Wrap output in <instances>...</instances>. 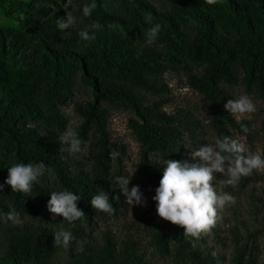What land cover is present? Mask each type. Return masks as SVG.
<instances>
[{
    "label": "trees",
    "instance_id": "trees-1",
    "mask_svg": "<svg viewBox=\"0 0 264 264\" xmlns=\"http://www.w3.org/2000/svg\"><path fill=\"white\" fill-rule=\"evenodd\" d=\"M29 1L52 7L61 0ZM180 1L189 9L197 23L193 43L187 48V52L190 59L205 64L200 76L189 73L188 66L179 60V55L185 48L183 35L168 17L156 15L151 7H146V12L156 16V19L165 25L158 33V40L165 52L144 48L138 55H134L120 38L106 34L100 41L89 45L83 53H77L66 47L54 49L28 27H24L19 33H13L10 45L20 38L22 44L40 52L41 61L37 75L43 80L44 95L47 99L63 104L69 98L70 81L66 61L80 68L82 76L90 83L92 101L76 104L74 107L75 113L81 118L76 131L83 141L90 140L94 148L89 170L76 167L70 172L67 169L68 160L60 157L56 144L39 135L34 126L20 127V124L44 120V117L36 105L21 99L23 94L35 88V82L28 71L12 70L4 47L5 36L10 31L0 30V138H4L6 144L13 147L14 155L20 163L43 162L54 169L61 186L82 197L77 207L83 209L84 227L79 225V220L69 223L62 221V217L55 219L71 226L68 230L73 234V242H81L79 248L69 251L67 264H151L134 240L117 241L110 231L103 233L99 240L92 235L96 229L97 214L91 206V199L100 190L109 192L110 203H113L115 208L111 215L116 216L120 212L119 209L125 208V197L122 194L118 202L111 199L119 194L113 180L116 176H121L118 171L112 174V164L121 166L125 146L110 138L106 129L105 111L97 104L100 99L121 102L137 118L129 119L127 127L140 146L137 167L151 182L152 188L149 203L143 209L139 221L149 233V243L156 253L168 257L172 264L224 263L223 254L216 253V256H213L212 250L201 246L202 237L186 238L183 228L161 220L156 215V205L152 201L155 188L158 187L163 174V160L188 159L184 153L185 142L194 141L202 135V123L185 108H175L173 112L166 113L160 109L162 101L143 105L129 87L109 85L100 88L97 79L88 72L89 67H98L112 73L119 81L127 82L131 86H142L154 93L164 92L165 86H156L155 82L146 83L139 77V71L157 72L168 68L175 72H184V85L201 96V102L205 106L206 127L214 138L230 137L233 130L248 137L249 134L243 133L240 126L244 124L250 128V121L241 120L236 124L232 117L223 111L225 103L232 97L220 90L217 84L235 81L231 68L238 61L246 84L256 82V95L264 102V0H217L214 5H208L205 0ZM173 5L177 7L175 3ZM250 11H253L255 21L249 18ZM98 21L122 24L118 17L106 13H101ZM215 25L239 32L243 44L239 42L235 50L225 38L215 33ZM22 147L38 154L25 156ZM152 156L157 157V160H152ZM249 177H242L240 182ZM32 192L35 196L23 202L24 209L43 218L51 217L42 202L46 197V190L36 183ZM4 197L10 199L13 205H18L22 200L20 193L12 192L5 184ZM0 213L6 215L2 205ZM40 232L46 235L43 242L37 243L33 235L11 230L6 251L0 256V264H46L58 247L53 245L51 233L44 228L40 229ZM229 264H254L252 251L245 247H235Z\"/></svg>",
    "mask_w": 264,
    "mask_h": 264
},
{
    "label": "rangeland",
    "instance_id": "rangeland-1",
    "mask_svg": "<svg viewBox=\"0 0 264 264\" xmlns=\"http://www.w3.org/2000/svg\"><path fill=\"white\" fill-rule=\"evenodd\" d=\"M90 2L91 0H71L72 4L80 6ZM66 3L67 0H61L54 6L48 7L32 3L29 0H0V30L10 31L5 36L4 47L12 70L28 71L35 82V88L23 94L21 99L36 105L44 117V120L29 122L26 125L20 124V127H36L39 135L56 144V150L60 157L68 160L67 169L73 172L76 167L86 170L90 169L94 148L89 140L84 151L70 154L66 150L61 151L67 146L61 145L57 138L69 125L77 130L81 123V118L75 113L74 107L76 104L92 101L93 94L90 83L82 76L80 68L66 61L65 66L68 70L70 81V96L63 104L47 99L44 95L45 86L43 80L37 75L41 54L39 51L22 44L20 38L10 45L14 32L19 33L24 27H28L36 32L41 39L51 44L54 49L60 50L66 47L68 50L77 53H83L89 45L100 41L106 34L120 38L129 46L134 55H138L144 48L154 52H165L158 40V36L154 43L149 44L146 42L145 33L150 27L155 24L165 27L162 21L156 19V16L146 12V7H151L156 15L161 14L168 17L183 35L185 48L179 55V60L182 64L188 66L189 73L200 76L205 64L188 57L187 48L193 43L197 23L192 13L180 0H96L97 8L92 15L85 18L83 23L72 29H65V32L70 31L71 33L65 38L64 33L58 29L55 21L65 18L66 11H71L70 7L65 9ZM10 8L14 10L10 11ZM101 13L118 17L122 24L116 25L98 21V16ZM79 14L77 13V15ZM149 15L152 17L151 23H145V18ZM249 18L255 21L256 18L253 15V11L249 12ZM91 23H99L101 29L95 31L94 40L82 41L79 37V31ZM215 33L225 38L235 50H237L239 42L243 44L241 34L227 29L225 26L215 25ZM231 71L235 75V81L230 83L219 82L217 87L229 94L232 99L247 94L256 105L257 111L249 114L250 119H244L250 121L251 131L248 133V137L240 135L234 130L230 132V137L239 139L249 151L253 153L259 152L264 155V150H262L264 102L256 95L257 83L246 84L238 61L232 66ZM88 72L97 79L100 88H105L109 85L129 87L143 105L147 106L153 101H162L160 109L166 113L173 112L175 108H185L193 113L204 128L202 135L196 140L185 142L184 153L188 158L190 152L200 144L213 143L215 141L213 134L206 127L205 106L201 102V96L184 85V72H175L168 68H162L157 72L146 70L138 72L139 77L146 83L155 82L156 86L163 84L166 90L162 93H154L138 85L131 86L127 82L117 80L112 73L98 67H89ZM97 104L105 111L106 129L110 134V138L125 146V154L121 157V166L116 167L112 164V174L118 171L121 176H131L128 184L129 190L134 185H138L146 197L148 205L152 193L151 182L143 175L141 169L137 167L140 146L127 127V121L129 119L137 120L136 116L119 101L100 99ZM223 111L230 115L225 108H223ZM232 119L234 123H239L234 117ZM22 153L25 156L38 154L34 150L23 147ZM151 159L157 160V157L152 156ZM12 163H20V161L15 157L13 147L8 146L4 138H0V178L2 180L0 185H4L8 174L7 168ZM46 167L49 171L38 182L39 186L46 190V197H42L44 198L42 202L45 206L50 199L52 191L66 189L59 184L54 169L49 166ZM216 179H223V177L220 174H216ZM216 187L218 193L227 192L233 195L236 198V202L233 205H227L219 212L221 219L211 232L202 236L201 246L217 254H223L225 258L223 264H229L230 256L235 247L249 248L252 251L254 264H264V170H254L253 175L242 183L239 181L233 186L216 184ZM34 196L33 192L28 196L21 194L22 200L19 201L18 205H13L10 199L4 197V186L3 190L0 191V205L4 207L5 213L15 210L19 214L18 222L13 223L6 221L5 215L0 213V256L6 251L7 239L11 230L15 229L21 233L31 234L35 237L37 243H41L46 234H42L40 229L44 228L48 233L53 234L57 227L56 224L61 223L51 217L43 218L40 215L26 211L23 202L34 198ZM78 208L83 211L80 206ZM144 208L140 206L130 207L125 203V208L119 209L120 212L116 216L96 212L94 209L97 216L95 220L96 229L92 232V235L96 240H99L103 233L110 231L117 241L126 239L136 241L138 249L151 264H172L168 257L158 255L149 243V233L139 221ZM63 225L67 230L71 227L64 223ZM79 225L85 226L83 217L79 219ZM80 243V241H72L67 248L58 247L56 252L49 257L46 264H67L69 251L79 248Z\"/></svg>",
    "mask_w": 264,
    "mask_h": 264
},
{
    "label": "clouds",
    "instance_id": "clouds-1",
    "mask_svg": "<svg viewBox=\"0 0 264 264\" xmlns=\"http://www.w3.org/2000/svg\"><path fill=\"white\" fill-rule=\"evenodd\" d=\"M205 2L208 5H214L217 0H205ZM69 7L71 11H66L65 18L55 21L65 38L71 33L64 30H70L83 23L84 19L90 17L97 8V3L96 0H91L90 3L80 6L67 0L65 9ZM77 13L80 14L77 15ZM151 20L152 17L149 15L145 18V23H151ZM100 29L99 23H91L79 31V37L82 41H92L95 39V31ZM160 30L159 24L150 27L145 33L146 42L154 43ZM224 108L237 122L250 119L249 114L257 111L256 105L247 94L228 99ZM240 127L245 134L251 131L244 124ZM57 139L61 145L67 146L61 151L66 150L70 154L81 153L87 147V142L79 137L71 125L67 126ZM113 155L117 154L113 153ZM162 166L163 174L152 196V201L156 205V215L163 221L183 228V235L186 238L200 239L202 235L211 232L221 219L219 212L227 205H233L236 202L233 195L227 192L218 193L216 184L233 186L239 183L242 177L253 175L254 170H264V155L249 151L239 139L223 136L215 139L213 143L200 144L190 152L186 160L164 159ZM7 170V179L4 184L9 186L12 192L25 196L32 192L34 184L49 171L43 162L12 163ZM216 174H220L223 179L217 180ZM130 178L131 176L114 178L113 183L117 185L119 194L112 196V201L118 202L122 194L125 197V203L130 207H146L147 199L140 187L134 185L129 190ZM3 186L0 185V191L3 190ZM81 198L80 195L67 189L52 191L46 208L53 220L56 217H62V221L71 223L85 216L77 207ZM91 206L96 212L105 214L115 212L113 203H110L109 192L104 190H100L92 197ZM18 216L15 210H10L5 215V220L17 223ZM56 225V230L52 234V243L56 247L67 248L74 239L73 234L64 227L62 222ZM212 255L216 256V253L213 252Z\"/></svg>",
    "mask_w": 264,
    "mask_h": 264
}]
</instances>
